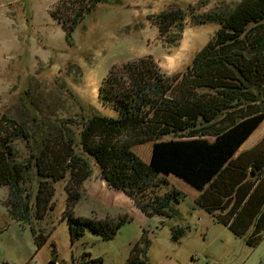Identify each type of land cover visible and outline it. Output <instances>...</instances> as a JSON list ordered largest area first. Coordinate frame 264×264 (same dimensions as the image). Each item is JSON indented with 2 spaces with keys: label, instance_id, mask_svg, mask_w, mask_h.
Returning a JSON list of instances; mask_svg holds the SVG:
<instances>
[{
  "label": "rangeland",
  "instance_id": "obj_1",
  "mask_svg": "<svg viewBox=\"0 0 264 264\" xmlns=\"http://www.w3.org/2000/svg\"><path fill=\"white\" fill-rule=\"evenodd\" d=\"M58 0H0V116L20 125L24 136L12 140L14 158L27 164L24 189L30 195L29 220L12 219L3 201L7 187L0 186V264H73L83 252L99 258L88 264H122L133 244L148 238L147 264H264V230L253 246L234 236L202 209L192 197L222 164L264 135L262 111L236 122L216 136L164 137L133 146L187 197L175 204L172 218L143 215L120 190L106 185L91 158V175L79 186L72 214L82 217L124 218L114 236L102 238L85 228L70 240L65 185L69 174L52 183L51 208L35 216L34 195L39 177L33 155L46 145L71 139L74 153L82 155L78 141L80 123L97 112L115 116L99 101L100 82L111 65L151 56L167 74L182 71L211 38L218 22H194L205 14L225 15L240 0H100L70 30L69 36L49 15ZM180 17L167 33L158 35L152 16L169 9ZM178 32V34H176ZM167 38V37H166ZM264 93V91H263ZM182 227L176 241L171 228ZM41 234L37 247L31 234Z\"/></svg>",
  "mask_w": 264,
  "mask_h": 264
},
{
  "label": "trees",
  "instance_id": "obj_2",
  "mask_svg": "<svg viewBox=\"0 0 264 264\" xmlns=\"http://www.w3.org/2000/svg\"><path fill=\"white\" fill-rule=\"evenodd\" d=\"M100 0H58L49 15L69 36L70 30ZM180 11L169 9L152 16L158 35L169 40L170 28ZM214 20L218 27L182 71L162 72L151 56L111 65L98 88V99L115 116L91 114L80 123L78 145L82 155L72 150L71 139L53 142L33 155L39 179L33 197L35 216L40 219L53 195L52 183L66 173V209L63 216L71 242L85 228L102 238L114 236L124 218L114 220L72 214L79 198L78 186L91 175V158L98 176L107 186L122 191L145 216H177L175 204L187 193L165 174L138 155L133 146L164 137L194 138L216 136L237 121L262 111L255 89L264 91V0H240L227 14H205L194 22ZM177 31L176 34H178ZM167 37V38H166ZM13 119L0 116V186L7 187L3 201L9 217L28 221L30 195L24 189L27 164L14 158L12 140L24 136ZM192 206L226 226L250 246L258 243L264 230V135L251 147L228 158L207 183L192 197ZM31 234L39 247L42 235ZM172 239L184 234L171 228ZM148 238L136 241L122 264H147ZM83 252L73 264L99 262ZM8 264V263H1Z\"/></svg>",
  "mask_w": 264,
  "mask_h": 264
},
{
  "label": "water",
  "instance_id": "obj_3",
  "mask_svg": "<svg viewBox=\"0 0 264 264\" xmlns=\"http://www.w3.org/2000/svg\"><path fill=\"white\" fill-rule=\"evenodd\" d=\"M263 97H264V93H263Z\"/></svg>",
  "mask_w": 264,
  "mask_h": 264
}]
</instances>
